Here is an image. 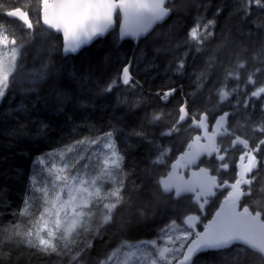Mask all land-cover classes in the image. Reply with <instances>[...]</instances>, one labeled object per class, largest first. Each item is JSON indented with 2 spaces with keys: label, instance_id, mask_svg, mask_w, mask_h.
Wrapping results in <instances>:
<instances>
[{
  "label": "snow or ice",
  "instance_id": "1",
  "mask_svg": "<svg viewBox=\"0 0 264 264\" xmlns=\"http://www.w3.org/2000/svg\"><path fill=\"white\" fill-rule=\"evenodd\" d=\"M227 6L209 18L211 0H194L195 13H186L190 26L157 31L178 11L176 0H35L34 8L0 0V102L23 66L26 46L38 40L48 44L62 35L67 55L118 28L119 40L134 39L139 47L151 37L154 45L151 60L141 49L139 56L118 58L107 81L83 80L84 88L94 86L100 95L119 90L124 98L118 94V104L142 109L143 122L122 133L115 125L104 130L84 121L36 155L22 206L11 211L9 226L0 223V236L6 235L0 264H19L13 261L18 252L29 260L40 256L44 264H196L202 253L229 249L224 264H248L253 251L264 264V30L238 26L235 36L231 27L227 34L218 31ZM232 7L243 23L253 9L264 13V0H235ZM53 50L58 44L49 45ZM170 51L161 68L159 56ZM50 63L42 62L33 83L48 77ZM145 123L159 128L158 134L146 132ZM48 129L41 120L38 134ZM28 132L25 122L7 134ZM185 133L190 135L178 143ZM122 134L138 138L151 167L166 172L150 178L129 167L127 157L139 146L122 147ZM221 195L207 219L208 206ZM162 198L173 213L161 217L151 238L132 235L135 224L156 217L152 201ZM126 207L127 218L121 216ZM97 239L104 250L94 255Z\"/></svg>",
  "mask_w": 264,
  "mask_h": 264
},
{
  "label": "trees",
  "instance_id": "2",
  "mask_svg": "<svg viewBox=\"0 0 264 264\" xmlns=\"http://www.w3.org/2000/svg\"><path fill=\"white\" fill-rule=\"evenodd\" d=\"M10 2H17V0H10ZM234 2L235 0H211L212 7L207 13L209 18L218 6L228 5L224 7L223 13L218 17V31L224 29L225 34H227V29L231 27L233 36H235V29L238 26L242 27L245 32L249 29L255 31L257 28L264 30V13L258 9H253L252 16L241 23L240 16L233 14L232 5ZM19 3L24 4L22 0H19ZM176 3L179 6L178 11L174 12L172 17L162 25H158L157 31L167 30L170 26H190L191 15H186V13H195V8L192 7L194 0H176ZM178 40L179 37L173 43L175 44ZM221 42L217 40V44ZM57 44L59 50H53L49 53V45ZM61 47V37L58 41H49L48 44L38 40L35 44L26 46L23 66L15 73V82L0 102V213H3L0 215V223L5 227L9 226V221L13 219L11 211L22 206L32 160L39 153L56 147L61 138L73 134L74 125H80L87 121L89 126L95 125L97 128L108 130L111 124L121 129L122 133H126L143 122L144 111L142 109L129 111L125 105L118 104L117 95H121V99L124 98L119 90L100 95L99 89L94 86H90V90L84 88L83 80L86 77H101L102 82L107 81L118 66V58L131 57L133 54L139 56L141 49L144 50L148 60L153 59L154 45L151 37L147 40L142 39L139 47H137V44L135 45L132 41L121 42L115 30L76 55L64 57ZM172 55L173 52L170 51L167 55L161 54L159 56L161 68L163 62L170 59ZM49 58L51 63L48 68V77L39 83H33L36 79L34 72L40 68L42 62ZM145 63L147 61L141 63V69ZM159 84H153V87ZM29 89H35V91H29ZM205 96L207 97L206 92ZM37 97H39L38 102ZM212 103L214 104L215 100ZM21 106L26 107L27 111H18L17 109ZM60 108H63V112L59 111ZM69 117L71 119H68ZM41 120L49 124V129L43 136L38 134V124ZM25 122L28 123L29 129L27 135L14 138L7 134L15 129L19 123ZM144 128L150 134L153 132L158 134L159 132V128H154L146 123ZM86 132L87 128L84 129V133ZM189 135L185 133L183 137L177 139V142L187 139ZM119 142L122 147H126L128 143L139 146V151L127 157V163L129 167L135 165L140 170V175L147 174L150 178H156L161 173L166 172L162 166L155 169L151 167L149 159L146 158L147 146L142 144L138 138H130L122 134ZM178 154L179 152H175L172 159H175ZM145 169L149 171L145 173ZM140 202L143 201H137V203ZM6 205L11 206L7 211H5ZM152 207L157 212L156 217L135 224L132 235L151 238L156 225L161 222V217L167 220L168 216L173 213V209L164 203V198L159 202L153 200ZM131 211H135V208ZM128 214L129 209L126 207L121 212V216L127 218ZM180 214H183L182 207ZM108 231L110 234L114 228ZM104 239L108 240V237L105 236ZM5 240L6 235L0 236V241ZM94 243L96 245L93 250L94 255L104 250V244L99 239ZM231 252L232 249L226 252L209 251L202 253L196 258V264H224L222 257L229 256ZM258 255L250 252L248 264H260L257 259ZM17 260L19 264H44L42 257L34 256L29 260L27 253L23 252H18L13 256V261Z\"/></svg>",
  "mask_w": 264,
  "mask_h": 264
},
{
  "label": "flooded vegetation",
  "instance_id": "3",
  "mask_svg": "<svg viewBox=\"0 0 264 264\" xmlns=\"http://www.w3.org/2000/svg\"><path fill=\"white\" fill-rule=\"evenodd\" d=\"M205 98H207V97L205 96ZM226 106L227 105L225 104V107ZM185 178H187V176ZM222 199H223V196L222 195L221 196H218L217 198H214V202L208 206L207 219H211L212 218V216L215 214L216 210L218 209L219 203H220V201ZM204 222L206 223L207 221L205 220ZM251 253L254 254L255 252L254 253L251 252ZM256 254H258V253H256Z\"/></svg>",
  "mask_w": 264,
  "mask_h": 264
},
{
  "label": "water",
  "instance_id": "4",
  "mask_svg": "<svg viewBox=\"0 0 264 264\" xmlns=\"http://www.w3.org/2000/svg\"><path fill=\"white\" fill-rule=\"evenodd\" d=\"M115 30L118 32V35H119V29L116 28ZM115 30H111V32H112V31H115ZM111 32H110V33H111ZM107 35H108V34H106L104 37L97 38L96 40H94V41H93L92 43H90L89 45H86V46L82 47L78 52H76V53H68L67 55H65V53H64V51H63V38H62V55H63L64 57L71 56V55H76V54H78L79 52H81L83 49H85V48L91 46V45H92L94 42H96L97 40L102 39V38H105ZM61 37H62V35H61ZM124 40H127V41H134L135 44H137V42H136L134 39L126 38V39H124ZM124 40H123V41H124ZM141 40H142V39H141ZM189 195H190V194H189Z\"/></svg>",
  "mask_w": 264,
  "mask_h": 264
},
{
  "label": "rangeland",
  "instance_id": "5",
  "mask_svg": "<svg viewBox=\"0 0 264 264\" xmlns=\"http://www.w3.org/2000/svg\"><path fill=\"white\" fill-rule=\"evenodd\" d=\"M23 1V3L24 4H28V3H32V6H33V8L35 7V0H22ZM9 30L11 31L12 30V26H9ZM264 79V78H263ZM160 83V79L159 78H157L155 81H154V83L153 84H159Z\"/></svg>",
  "mask_w": 264,
  "mask_h": 264
},
{
  "label": "bare ground",
  "instance_id": "6",
  "mask_svg": "<svg viewBox=\"0 0 264 264\" xmlns=\"http://www.w3.org/2000/svg\"><path fill=\"white\" fill-rule=\"evenodd\" d=\"M110 32H111V31H110ZM110 32H109V33H110ZM116 32H117V31H116ZM109 33H108V34H109ZM117 33H118V32H117ZM118 36H119V35H118ZM120 41H121V42H125V41H127V40H124V41H123V40H120ZM132 42H133V41H132ZM135 45H136V44H135ZM61 52H62V47H61ZM253 252H254V251H253Z\"/></svg>",
  "mask_w": 264,
  "mask_h": 264
}]
</instances>
